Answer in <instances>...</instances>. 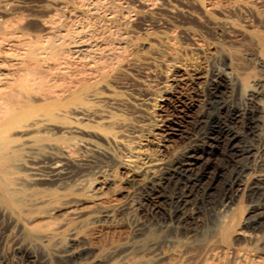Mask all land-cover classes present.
I'll return each mask as SVG.
<instances>
[{
    "label": "bare ground",
    "instance_id": "bare-ground-1",
    "mask_svg": "<svg viewBox=\"0 0 264 264\" xmlns=\"http://www.w3.org/2000/svg\"><path fill=\"white\" fill-rule=\"evenodd\" d=\"M99 1L43 0L40 3L41 5L39 4L41 13L39 9L38 12L40 14L23 15L22 13L18 15V11L14 10L15 2L13 4L12 0H0V212L2 214L6 213L8 217L15 220L25 219L28 223L34 224L37 219H41V222L44 224H49L42 232L37 234V238L40 241L48 242L51 239L59 237L64 231L65 228L63 226L65 223L55 222L57 220V217H54L56 212H60L59 214L62 215H58V217H64L60 219L62 220L69 214H75L85 207L89 208L95 205L108 207L109 200L107 199L108 196L106 197L105 190L115 187L116 168L112 170L111 174H103L99 178L85 181L79 180L71 187H66L61 182V176L65 172L66 166L74 162V153L82 144V140L78 136L84 130L83 126H86L81 121L82 117L96 112L95 109L99 106L98 103L103 97L100 87H106V79L109 76L105 71L97 72L100 69H94L86 57L95 46L90 44V38L86 39L84 36L89 28L86 26L87 29H84V22H86V19L87 22L89 19H92L91 21L94 25L95 20L93 21V19L99 17L102 13L99 15L98 13L103 10L105 11V8L107 9V5H109L108 8L111 6L116 7L117 10L119 9L116 11L117 13L120 11L118 13L119 16L129 12L141 16L145 22L143 24L141 22V24L146 27L144 28L143 26V28L150 31L151 25L156 20V15L161 10L170 11L172 6L169 0H136L139 5H135V7H133L134 3L130 6L127 5V2L124 4L119 0H103L107 4L105 3L106 6L102 10ZM154 1L159 5L154 3ZM188 1L196 5L202 15L208 20L220 23L226 27L235 28L244 33L250 41H254L258 47L261 63L264 66V34L258 26L247 25L239 22L236 18L237 13L248 11L264 27V7L258 5L263 0H218L225 4L222 10L220 9L221 4L215 2V0ZM98 4H100L99 7ZM96 8L102 10H99L97 15L95 12ZM113 9L116 10L115 8ZM214 10H217L220 14H215ZM123 15L120 19L114 13L105 17L117 28L123 29L121 34L124 35V38H127L128 32L125 29V24H128L127 22L131 21V18L133 20L135 16L129 17L130 20L126 22L123 17L127 15ZM103 17L102 19L104 20L105 18ZM33 20L37 22H35L36 25L33 24ZM119 20L125 21V24ZM31 21H33L32 24L34 26L31 24ZM112 23L109 24L112 25ZM100 24L105 25L106 22ZM31 25L37 28L32 29ZM93 25L90 27L92 28ZM172 26L179 27L177 24H172ZM90 29H88L87 33L92 31ZM83 30L86 31L84 32ZM97 30L99 31V27ZM42 31L44 32L42 33ZM103 31L108 30L102 29L101 32ZM160 32V37L165 42L169 44L173 43L175 37L171 33L167 31ZM105 33H102V35L104 36ZM107 34L109 33L107 32ZM93 35L95 36V33ZM93 35H89V37H93ZM98 35L101 34L99 33ZM129 35L131 37V34ZM101 38L104 39L105 37L101 36ZM103 39L99 38V42L101 43ZM125 42L128 45V43L132 42V38H129ZM137 42L139 47L148 45L143 40H134L135 45ZM107 44L109 43L107 42ZM127 45L126 47L128 48L129 46ZM131 45L133 46V43ZM110 46L108 47L109 49ZM95 48L93 49L94 51ZM103 48H105L104 45ZM127 51L129 50L125 51L126 55ZM95 52L97 53V51ZM93 56H96V60L97 55ZM75 57L77 59L74 61ZM97 60L103 62L100 58ZM229 65L231 67L229 68L232 69L231 60H228L227 66ZM104 66L103 68L108 69L107 65ZM118 66H112V68H118ZM71 68H74L76 72H72L74 69L70 71ZM233 74L234 84H232L236 89L240 93H243L244 96H246L245 94L253 96L256 91L254 87H251V80L247 73L234 69ZM104 93L107 94V92ZM113 94L109 93L107 96H113ZM216 98L218 99V97ZM244 103L248 104L249 102ZM210 107L212 108V105ZM239 110L241 112L240 108ZM247 110H242V118L245 119L246 123H251L254 117L249 115V112L252 110ZM236 111V107L226 99L217 100V102L215 100L213 110L210 111L211 113H209L207 120H205L206 122H203L205 123V128L203 127L204 131L201 132V135L199 134L200 136L196 141L194 140L195 143L183 148L173 159L164 163L161 168L157 167L159 168L157 172H150L152 174H148L149 176L145 180V201L150 203L155 211L161 209V206L156 205L158 199H172L173 207H169V210L165 207L166 210H163V214L161 213L163 216L161 217L165 226L174 230L177 234L176 236L179 235L182 239L175 244L177 237L169 235L166 240L171 244L173 249H170L167 253L135 255L134 253L126 252L119 257L118 262L112 264H264V257L261 256L264 249V171H262V174L259 173L260 170H257L259 174H254L256 172L253 173L251 171L253 175L250 176L251 173L247 175L250 177L246 178V183L244 182L246 186L245 184H243L245 187L242 185L244 188L247 187L249 189L248 194L250 198L256 201L255 205H250L253 207L252 210L255 209L257 212L255 211V213L243 217V214L240 215L239 211L240 217L235 215L239 218L233 215L236 212L229 215L226 212L229 205L238 198V191L232 189V185L235 179L238 176L244 175L248 169L247 167L250 166L247 161L252 162L256 167L260 168L263 166L264 168V157L260 154L264 151V148L258 147V144L253 145V142L251 143L249 138L247 139L249 133H240L239 129L236 131L233 128L234 125L233 127L231 125V121L238 115ZM102 117L107 122L111 119L112 115L104 114ZM99 121L97 123L102 122ZM246 123L244 122V124ZM239 124L237 123V125ZM220 134L224 135L227 140V150L225 153L228 156L237 153L242 159L246 160L247 164L243 160L244 164L237 163L230 173H227L223 181V192L218 191L222 193L219 202H215L216 205L210 208L213 211L212 217L200 231L196 232L187 224L188 219L192 217H190V213L192 214V212L190 211L189 213V210H191L189 208H194V206L198 205L202 207L204 203H207L208 195L214 183H207L208 185L206 186L203 185L205 171L202 169L203 167L201 168V165L203 164V156L210 154L213 146L217 144L216 142ZM239 137H241L242 142L240 145H235ZM110 139L114 141V137ZM106 141L108 142V138H106ZM47 156L51 157L52 161L44 164V158ZM236 161L234 162L236 163ZM119 163L120 161L118 162V166L123 164V162ZM123 165H125V162ZM44 168H47L46 172L43 170ZM226 170L223 171V168L216 170L215 177L217 179L221 176L224 177ZM243 177L245 179V176ZM240 180L241 182L243 181L242 179ZM45 182H48V184L50 182L52 186L55 185L54 187L40 185ZM247 183L249 184L247 185ZM201 188L202 192L200 191L201 193H199V189ZM216 189L218 190V188ZM209 201L208 205L210 204ZM160 203L164 204L163 201H160ZM241 211L243 210L241 209ZM239 237L249 239L253 247L235 246L233 242ZM19 248L17 253L21 257L27 258L30 256L26 249ZM134 250L138 251L137 248ZM97 258V261L108 260L104 256Z\"/></svg>",
    "mask_w": 264,
    "mask_h": 264
},
{
    "label": "rangeland",
    "instance_id": "rangeland-1",
    "mask_svg": "<svg viewBox=\"0 0 264 264\" xmlns=\"http://www.w3.org/2000/svg\"><path fill=\"white\" fill-rule=\"evenodd\" d=\"M41 1L43 0H12L13 4L14 2L16 4L14 5V10L18 11V15L22 13L23 15L40 14L39 4L42 3ZM119 1L124 4L127 2V5L130 6L134 3L133 7L139 5L136 0ZM169 1L172 3L171 10H161L156 15V20L151 25L150 31L144 29L146 27L142 25L145 23L143 18L132 14V12H129L132 15L120 13L121 16H119L118 13L120 11L116 12L119 9L117 10L116 7L111 6L110 9V7L108 8L109 5L104 11L103 9L107 3L103 0L99 1L101 5L98 4V7L100 5L104 13L98 8H96L95 12L97 15L100 10L102 12H99L98 15L100 13L104 15L101 14L102 16L95 17L96 19H93V21L95 20L94 25L92 24V19H89L88 22L86 19L89 26L84 22V29H87V27L90 29V26L93 25L92 28L95 27L94 29L96 30L94 32V29H90L92 30L91 32L95 33V36L90 31L87 33L88 29L87 31L83 30L87 33L84 34L85 38H90V44L95 47L99 43L97 45V47L99 46L98 48L93 47L97 53L92 49L93 53H89L86 57L94 69H100L97 72L105 71L109 76L106 79V87H100L103 97L98 103L99 106H96V112L93 113L94 115L89 114L82 117L81 121L86 125L83 126L84 130L78 134L82 144L74 153V162L66 166L65 172L61 176V182L64 186L71 187L79 180L85 181L99 178L103 174H111L112 170L116 168L115 187L105 190L106 197L108 196L107 199L109 200L108 207L100 205L85 207L75 214H69L62 220L60 219L64 217H60L62 216L59 214L60 212H56L54 214V217H57V220L54 219L56 220L55 222L65 223L63 226L65 229L59 237L48 242L40 241L37 238V234L42 232L49 224H44L41 219H37L34 224L28 223L25 219L15 220L8 217L6 213L2 214L0 212V264H25V262L26 264H112L118 262L119 257L126 252L134 253L135 255H157L167 253L170 249H173L166 238L169 235L176 236L177 234L174 230L165 226L161 217L163 216V210H166V208L169 210V207H173L172 199H158L156 205L161 206V209L159 211L156 210V213L151 204L145 201V180H147L149 175L157 172L164 163L173 159L183 148L195 143L201 132L204 131L205 123L203 122H206L205 120L211 113L210 111L213 110L215 100L217 102V100L226 99L235 106L237 109L236 113L239 116L237 115L231 121L232 127L234 125V130L237 131L239 129L240 133H249L247 139L249 138L253 145L258 144V147L264 148V66L258 54V47L254 41H250L241 31L208 20L202 15L199 8L188 0ZM215 2L221 4V10L225 7L222 1L215 0ZM154 3L159 5L155 1ZM258 5L264 7V0ZM111 10L113 11L110 12ZM106 11L110 13L107 14ZM112 13L116 14L118 19L122 18V15H127V19L123 17L126 22L130 20L129 17L135 16L133 18L134 21L131 18V21L127 22L129 25L125 24V21L119 20L125 24V29L128 32V36L125 38L127 40L132 38V42L128 43V45L125 42L127 40L123 37L124 35L121 34L123 29L117 28L106 18ZM214 13L220 14L217 10H214ZM102 17L105 19L103 20ZM236 18L239 22L247 25L258 26L264 34L263 25L248 11L237 13ZM97 19L98 21H96ZM33 21H31V24L33 22L36 25L37 22ZM103 21L106 22L105 25L100 24L105 23ZM109 23H112V25ZM172 24H177L179 27H173ZM33 26L31 27L32 29L37 28ZM98 27L99 31L97 30ZM102 29L108 31H105L106 33L104 31L101 32ZM152 30L153 32H151ZM160 31L171 33L175 37L173 43L165 42L160 37ZM89 33L93 37H89V35L92 36ZM99 33L101 35H98ZM102 33L106 35L104 34L103 36ZM129 34H131V37ZM98 36H100V39H103L101 36L105 37L102 41L106 43L102 41L100 43ZM117 36L119 37L117 38ZM113 37L115 38L110 39ZM138 39L145 41L148 45L139 47L138 42L135 45L136 42L134 43V40L138 41ZM95 40L97 41L95 42ZM110 41L112 42L111 44ZM132 43L133 46L131 45ZM103 45L105 48H103ZM109 46L110 49L108 48ZM126 50H129L127 55L125 54ZM90 54L97 55V59L100 58L103 62L95 60L96 56H90ZM92 57H94V60ZM76 59L77 57L74 58V61ZM228 60L232 62V69H230V65L227 66ZM97 61L102 63L98 64ZM104 65H107L108 69L103 68L105 67ZM112 66H118L119 69L112 68ZM233 68L247 73L251 80V87H254L256 91L254 92V97L248 94L244 96L233 85ZM73 69L71 68L70 71ZM72 72L75 73L76 70L74 69ZM104 92H107V94ZM114 92L118 96H114ZM109 93L113 94V96L109 95L111 98L107 96ZM245 97L247 98L245 99ZM244 102L249 103L246 104ZM211 105L212 108L210 107ZM243 107L248 109L247 111H253L249 112V115L254 117L251 123H246L245 119L242 118L241 112L246 110ZM239 108L241 112H239ZM104 114L112 115L111 119L105 122L102 117ZM98 121L100 123H97ZM237 123L240 124L237 125ZM112 137H114V141L110 139ZM106 138H108V142ZM240 138H238V142L235 145L241 144L242 139ZM225 140L224 135L220 134L217 144L214 145L215 147L213 146L210 154L203 156V161L206 162L202 161L203 164L201 165V168L203 167L202 169L205 171L203 185L214 184L210 191L211 196L210 194L208 195L210 201L207 199V203H204L205 206L202 204V207L198 205L199 207L189 208L191 209L189 213L190 211L192 212L190 217H192L188 219L187 224L190 228L192 227L193 231H200L212 217L213 211L210 208L219 202L222 194L220 192H223L224 187L223 181L227 173H230L237 163L247 164L246 160L242 159L237 153L229 156L225 153L227 150V140L226 142ZM260 154L264 157V151ZM240 159L242 160L240 161ZM44 161V164L50 163L52 158L47 156ZM119 161L120 163L123 162V164L125 162V165L118 166ZM247 162L250 166L247 167L246 171L248 172L246 173L245 171L246 175L244 173V175L238 176L233 182L232 189L238 191V198L235 200L239 203L233 201L229 205L228 211L226 210L228 215L236 212V214H233L234 216L238 215L240 217L243 214L242 216L245 217L255 213V211L257 212L255 209L252 210V205H255L256 201L250 198L249 189L247 187L244 188L246 186L245 180L247 177L252 176L254 172H256L254 174H262L264 168L261 166V170V167H256L252 162ZM220 168H223V171L228 169L224 172V177L221 176L217 179L214 174ZM43 170L46 172L47 168ZM257 170H260V172L258 173ZM250 173L251 175L247 176ZM210 176L212 179H210ZM243 176H245V179ZM240 179L244 180L241 182ZM40 185L54 187L55 184L52 186L50 182L49 184L45 182ZM203 185L202 187H204ZM219 186L221 190H219ZM235 186L238 187L236 188ZM238 188L242 190L240 189L239 192ZM200 191L202 192V188L199 189V193H201ZM239 194L243 195V197H239ZM212 195L216 198V201ZM243 198L246 199L244 200ZM160 201H163L164 204H161L162 202L159 204ZM166 201H169V203ZM58 215L60 216L58 217ZM238 216L235 217L239 218ZM178 236H176L177 242L175 244L182 239ZM233 244L237 247H253L252 242L243 237L234 240ZM19 247L26 249L30 256L27 258L21 257L17 253ZM136 248L138 251L134 250ZM261 254L264 257V249ZM99 256H104L108 260L97 261Z\"/></svg>",
    "mask_w": 264,
    "mask_h": 264
}]
</instances>
